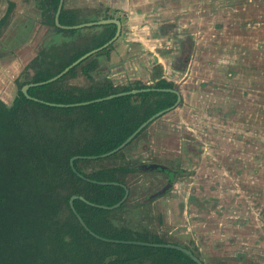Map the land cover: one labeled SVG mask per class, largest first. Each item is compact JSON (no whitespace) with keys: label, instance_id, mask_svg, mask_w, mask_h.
I'll list each match as a JSON object with an SVG mask.
<instances>
[{"label":"rangeland","instance_id":"374dc122","mask_svg":"<svg viewBox=\"0 0 264 264\" xmlns=\"http://www.w3.org/2000/svg\"><path fill=\"white\" fill-rule=\"evenodd\" d=\"M45 2L47 0H0V19L6 15L11 4L14 7L0 32V62L17 63L13 73L2 71L0 67V101L8 107L19 90L16 79H29L45 63L44 59L47 62L50 60L49 40L54 38L51 30L53 28H46L43 24L41 12ZM67 4L68 8L80 6V3L72 0ZM109 4L116 8H127V11L111 10L125 24V36L145 42L138 43L140 47L136 48L139 51H133L131 57L144 60L141 69L144 72L129 76L121 70L122 75L117 76L115 83L133 85L138 82L142 86L151 87L156 83V78L165 76L184 96V101L176 110L160 117L146 130L150 145L147 147V157L142 158V163L167 165L172 170L183 168L182 171L186 174L177 176L170 190L164 195L148 201L146 198L149 195L163 187L167 176L157 169L137 171L128 176L130 196L124 211L128 220L126 225L137 231L146 229L166 241V244L189 249L202 264H264V127L259 126L261 108L258 97L256 96L257 103L250 106L254 107L252 111L256 110L253 113L257 116L252 115L256 120L250 122L251 127L247 131L241 124L229 123L223 126L220 110H206L203 116L208 119L200 121L198 108L194 106L195 99L197 100L196 91L204 92V88H200L202 80H207L208 74L213 76L208 65L214 56H223L221 53L217 54L220 49H214L220 48L222 44H239L234 37L238 26H231L226 20L223 29H214L213 24L219 18L209 21L208 16L218 11L213 12L211 8L215 4L211 2L108 0L107 5ZM97 7L94 5L91 8ZM98 8L104 10L107 6ZM77 10L82 17L80 19L84 21L99 19L102 15L97 10L95 11L98 13L95 14L86 5L83 8L78 7ZM199 10V18L201 16L203 20H200L199 25L191 23L197 22ZM245 17L244 21L250 20L251 26L258 18L259 23L264 24V0L253 4ZM171 21L178 27L175 32L179 34L186 31L191 36L193 46L187 72L179 71L173 65L175 59L180 57L178 43L173 41L172 36L166 37V31L162 28ZM26 23L29 27L24 31L22 27ZM183 25L186 28H182ZM100 30H95V33ZM253 30H250L246 40L243 39L249 51L245 57L250 55L252 61L259 63L255 66L250 64L251 76L260 71L264 74V62H261L262 59L264 61V56L261 57L264 52L257 50L259 42L252 39L253 36L259 39L260 36L256 34L260 32L257 30L254 33ZM201 39L203 43H200ZM261 40L264 42V35ZM122 44L127 43L124 40L122 42L120 37L113 43L112 49L117 50ZM124 50L125 46H122L121 53ZM34 59L37 60L36 64H32ZM95 59L98 68L91 74L92 80L103 81L107 78L101 76L98 70L107 68L109 60L104 55ZM159 60L164 65L167 64L164 73L160 70L163 67L157 65ZM204 61L207 62L206 67L200 64ZM219 73L220 77H224L220 71ZM261 79L264 81V77ZM184 80L186 84H182ZM90 83L91 80L78 71L76 78L67 79L64 85L85 87ZM262 123L264 125V120ZM142 138L141 145L144 148L148 142L144 135ZM186 142L189 146L185 148ZM194 142H197V147ZM111 163L110 160L106 165ZM92 164L84 163L83 171L95 170L96 166Z\"/></svg>","mask_w":264,"mask_h":264},{"label":"trees","instance_id":"16d2710c","mask_svg":"<svg viewBox=\"0 0 264 264\" xmlns=\"http://www.w3.org/2000/svg\"><path fill=\"white\" fill-rule=\"evenodd\" d=\"M58 1L43 3V24L70 40L60 45L50 43V60L44 59L29 79H16L19 90L11 106L0 101V264H196L190 256L172 249L98 240L84 230L72 212L70 198L83 197L85 201L75 199L73 207L95 235L116 241L166 244L146 229L137 231L126 225L128 176L140 171L141 166L122 164L118 159L125 158V150L144 135L147 127L108 158L75 160L73 166L83 178L72 171L70 160L114 150L150 117L172 106L176 96L147 92L70 108L27 99L21 93L23 86L53 78L84 54L103 46L116 31L114 25L70 31L56 28ZM13 8L11 4L0 19V32ZM87 22L81 21L73 9L63 7L59 15L63 26ZM97 29L101 30L95 33ZM111 48L88 57L53 83L31 87L27 94L43 102L70 105L148 88L138 82L120 86L108 79L92 80L90 74L97 70L95 57L108 55ZM78 71L91 83L85 87L64 85L67 79H75ZM155 87L171 88L164 81ZM110 160L112 163L106 165ZM84 163H93L96 169L84 172ZM93 181L119 185L103 186ZM121 185L129 195L117 209L92 206L111 207L120 202L125 194Z\"/></svg>","mask_w":264,"mask_h":264},{"label":"flooded vegetation","instance_id":"af4514ba","mask_svg":"<svg viewBox=\"0 0 264 264\" xmlns=\"http://www.w3.org/2000/svg\"><path fill=\"white\" fill-rule=\"evenodd\" d=\"M199 1L200 2H211L212 4H215V5H212L211 9L213 10V12L217 10L218 11L211 13V15L208 16L210 22H212L213 18H219L213 24L214 29H217V30L219 28L223 29L224 24L226 23V20H228L227 24L231 26H233L232 24H234L235 26H238V28H236L237 33L233 35L240 43L232 44V45L229 44L227 46L225 44H222L220 48H215L216 46H213V48H215L214 50L220 49V51L218 50L219 52H217V54L221 53L223 56L220 58H218L217 56H214V59L211 60V64L208 65L210 67V70L212 71L211 73H213V76H210L208 74L207 80H202L203 84H200V88L203 87L204 92L196 91L197 100L195 99V102L197 104L195 105V102H194V106L198 108L197 109L198 114H200L199 116L200 118H198V120L201 121L203 119H208V117L203 116L206 110H211L212 112H216L220 110L222 111V114H221L222 120L220 121L223 126L228 125L229 123L230 125L241 124L243 126V129L247 131V129L251 127L250 122L252 123V121L256 120L253 117L254 115L257 116V114L253 113V112H256V110L252 111V108L254 107H250V106L255 105L257 103V98H256L257 96L259 100V107L261 108L259 110V116L261 115L259 126L260 128L261 126L264 127L262 123V121L264 120V115H262L264 114V81L261 79L262 77H264V74L263 72L260 71L257 74L255 72L253 76L250 75V72H251L250 64H253L255 66L259 63L254 62V60L252 61L249 58L250 55L245 57L249 51L247 50L248 47L245 41L243 40L244 38L246 40L247 36L251 33L250 30L252 28L254 29L253 30L254 33L259 31L260 33H257L256 35L260 36L259 37L260 41L255 36H253L252 39L256 41V43L259 42L257 46L258 47L257 50L264 52V49H263L264 42H262L261 40V37L264 35V24L259 23V20H258L259 18L255 19L253 26H251L250 20L244 21V19L246 18L245 16H248L251 6L259 2L260 0H199ZM205 8H200V9L206 10ZM88 9H93L95 14H97L98 12L102 14L100 15L101 17H99V19H88V22H95V21L108 20V19L119 20L121 24V34H122V23L123 22L121 21L120 18L115 17L113 12L111 11V10L114 11L115 9L118 10L121 8H116L113 5L109 4V6L105 8L104 10L98 7L97 8L88 7ZM95 10H97L98 12ZM121 10L127 11L126 8L125 9L122 8ZM239 10H242V11L238 12ZM75 11H77L79 15V10H75ZM197 14H198L196 17L197 22L193 21L191 23H197V25H199V22L201 19L203 20V17L200 16L199 18L200 10L198 11ZM208 17L205 16V18H208ZM237 22H239V24H237ZM175 24L176 23L174 21L167 22L166 24H164V26H162V28L164 29V31H166L165 32L167 34L166 37L170 35L172 36L173 41L178 43L180 57L175 59L173 65L177 66L179 71L187 72V68L189 66L188 64H189L190 56H191L190 50H191V47L193 46L191 42V36H189L186 31L185 32L182 31L179 34L175 32V29L176 30L178 29V27H176ZM187 27H188V24H187ZM182 28H186V26L183 25ZM244 29L247 31L245 32ZM233 32H235V30ZM200 43H203L202 39ZM236 51L239 53H236ZM236 54H237V58H236ZM261 54H262L261 57L264 56V53H261ZM261 62H264L263 59L261 60ZM200 64H202L203 67H206L207 62L205 63L204 61L203 63H200ZM157 65H160L162 67V65L159 63H157ZM260 66L262 67V65ZM160 70H161V73H164L162 68ZM219 71L224 75V77H220ZM254 71L256 70L254 69ZM155 81L156 83L153 86L148 87V88L165 89V88L155 87L158 82L164 81L169 86H171V88H166V89H171V90H175L178 92L180 96V102L178 106L174 108L173 110L177 109L179 105H181L182 102L184 101V96H183V93H181V90L178 91L176 87L173 84H171V82H169L170 80H168L165 76H160L159 78H156ZM204 82H207V84H204ZM182 84H186V80H184ZM186 99H187V96H186ZM199 107H201V109H199ZM228 112H229V115L227 114ZM217 116H219V114H217ZM210 118L214 119L212 117ZM254 125L255 123L253 124V126ZM184 145H185V148L189 146L187 142ZM197 145H198L197 142H194V146L197 147ZM198 153L199 152H197V154ZM149 164H156L159 167H164L163 170L157 169L163 172L167 176L166 183L160 189V190H163L166 188L165 192L162 195H164L167 191L170 190L173 184V181L177 176L186 174L185 172L182 171L183 168L179 170H172V168L168 167L167 165H161L157 163H149ZM149 164L140 163V166L149 165ZM139 170L140 171H150V170H145L141 168H139ZM160 190L149 195L146 198V201L151 200L152 198H156L157 196L159 197L162 196V195H156L158 194Z\"/></svg>","mask_w":264,"mask_h":264},{"label":"water","instance_id":"95a60500","mask_svg":"<svg viewBox=\"0 0 264 264\" xmlns=\"http://www.w3.org/2000/svg\"><path fill=\"white\" fill-rule=\"evenodd\" d=\"M64 7V0H59L58 1V6L54 15V24L56 26V28L61 29V30H79V29H83V28H90V27H98V26H104V25H114L116 27V31L114 36L107 42L105 43L103 46L91 50L90 52L84 54L83 56H81L80 58H78L76 61H74L72 64H70L68 67H66L63 71H61L59 74H57L56 76H54L53 78L44 81V82H39V83H33V84H28L25 85L21 88V93L29 100H32L34 102H38L47 106H51V107H58V108H70V107H80V106H86V105H90L93 103H99L105 100H111L113 98L116 97H122V96H127V95H136L139 93H147V92H168V93H172L176 96V102L174 103L173 106L164 109L156 114H154L152 117H150L146 122H144L143 124H141L121 145H119L117 148H115L114 150L100 155L98 157H73L70 160V167L72 169V171L74 173H76V175L80 178H83L79 173H77V171L75 170L74 166H73V162L77 159H87V160H95V159H104V158H108L114 154H116L117 152L123 150L136 136L138 133L141 132V130H143L145 127H147L151 122H153L154 120L160 118L161 116L167 114L168 112L172 111L174 108H176L180 102V96L178 94L177 91L175 90H171V89H153V88H146V89H140V90H131L128 92H122V93H118L115 95H111L108 97H104L101 99H96L93 101H88V102H82V103H76V104H70V105H63V104H53V103H47V102H43L41 100H37L35 98L30 97L27 92L31 87H38V86H42V85H46L49 83H53L55 81H57L58 79H60L62 76H64L68 71H70L72 68H74L76 65H78L80 62L84 61L85 59H87L90 56H93L94 54L106 49L108 46L112 45L119 37L121 34V24L119 20L116 19H108V20H100V21H95V22H88V23H82V24H78L75 26H63L59 23V15L61 13L62 8ZM141 169H145V170H155V169H161L163 170L164 167H159L156 164H149V165H141ZM92 183H97V182H92ZM98 185H119L117 183H106V182H99L97 183ZM122 186V185H121ZM125 190V194L123 196V198L120 200V202H118L117 204H115L114 206L111 207H104V206H96V205H92L104 210H114L117 209L119 206H121L128 198L129 195V191L125 186H122ZM166 188L163 190H160L158 192V194L156 195H162L165 192ZM75 199H80L82 201H85L83 199V197L74 195L70 198L69 200V206L72 210V212L74 213V215L76 216L78 222L80 223V225L84 228L85 231L88 232V234H90L91 236L95 237L98 240H101L103 242H108V243H122V244H129V245H136V246H143V247H152V248H166V249H172V250H176V251H180L185 253L186 255L190 256L193 261L196 264H202V262L195 257L189 250L182 248L180 246H176V245H169V244H153V243H146V242H134V241H116V240H109V239H105V238H101L97 235H95L91 230L88 229V227L84 224L83 220L78 216V214L76 213L74 207H73V201Z\"/></svg>","mask_w":264,"mask_h":264},{"label":"crops","instance_id":"0c3cea01","mask_svg":"<svg viewBox=\"0 0 264 264\" xmlns=\"http://www.w3.org/2000/svg\"><path fill=\"white\" fill-rule=\"evenodd\" d=\"M78 2V3H80V6H77V7H67V3H69L70 2V0H64V8H67V9H72V8H76V10L78 9V7H81V8H83L85 5H86V7H89V8H91V7H94V5H97L98 7H102L103 5H106L107 7L109 6V5H107V1L108 0H72V2ZM82 5V6H81ZM126 10H127V8H126ZM129 14H132V12L131 11H129ZM79 17H80V15H79ZM80 18H82V17H80ZM82 21V20H81ZM86 21V20H85ZM88 21V20H87ZM46 28H51V27H49V26H46V25H44ZM124 26H125V24L124 23H122V34L120 35V37H121V41L123 42V40L127 43V44H122L121 45V47L122 46H125V50H124V52L123 53H121V51H120V48L121 47H119V48H117V50H115V49H110L111 51L108 53V55H104V56H106V60H109L108 62H107V64L109 65L107 68H100L101 70L99 71L98 70V72L100 73V75L101 76H104V77H106L107 79H109L114 85H117L116 83H115V81L114 80H116L117 79V76H119L120 74H121V70L125 73V74H127V75H135V73H143L144 71L143 70H141V69H143V66H144V60L143 59H140V58H135V59H131V57H132V52L133 51H136L137 50V48L136 47H140V46H138V43H140V42H142V41H140V40H131V39H128V37H126L125 36V34H126V32H124ZM28 27H29V25H28V23H26V24H24L23 25V27L22 28H24L23 30L24 31H26L27 29H28ZM132 29V28H131ZM51 30H53V38L54 39H52V40H49L51 43H55V44H58V43H60V44H62V43H64V42H67V41H69L70 40V38H68V37H65V36H63V35H61V34H57L56 32H55V30L54 29H51ZM119 37V38H120ZM59 39H60V41H59ZM54 40H56V41H58V43H56ZM49 41H48V43H49ZM142 43H145L144 41L142 42ZM112 46H113V44H112ZM3 50V49H2ZM9 51H10V49H8ZM137 51H139V50H137ZM122 59V60H121ZM164 62V61H163ZM158 63L159 64H161L162 65V67H163V71H164V69H166V66H167V64L166 65H164L162 62H161V60H159L158 61ZM98 65H100L99 63H98ZM148 65V64H147ZM16 66H17V63L16 62H4V63H2V62H0V67H2V71L3 70H6V71H8L9 73H13L14 72V70L16 69ZM98 68V67H97ZM178 68V67H177ZM133 70V71H132ZM135 70H137V71H135ZM94 72H96V70L95 71H93V72H91V74L92 73H94ZM165 72V71H164ZM99 73H96V74H99ZM91 74H90V76H91ZM122 75V74H121ZM108 76L110 77V78H108ZM16 79V78H15ZM14 79V80H15ZM138 79V78H137ZM119 85V84H118ZM120 86H127V85H120ZM176 110V109H175ZM172 111H174V110H172ZM172 111H170V112H172ZM170 112H168V113H170ZM167 113V114H168ZM166 115V114H165ZM164 116V115H163ZM162 117V116H161ZM159 119V118H158ZM158 119H156V120H154L153 122H151L148 126H147V128H146V130H148V128L151 126V125H153L154 123H156V121L158 120ZM146 137V140H147V142H148V144L146 143V146L143 148L142 147V145H141V143H142V141H143V138L142 137H140V138H137L125 151V159H123V160H121L120 162L123 164H125V163H127V162H130V163H137V164H139V163H142L143 162V160H142V158L143 157H147V153H148V149H147V147L150 145V142L148 141V139H147V134H146V131H145V133H144V138ZM145 140V141H146ZM141 146V147H140ZM143 148V149H142ZM119 162V161H118Z\"/></svg>","mask_w":264,"mask_h":264}]
</instances>
